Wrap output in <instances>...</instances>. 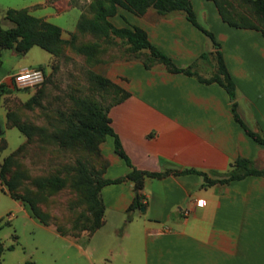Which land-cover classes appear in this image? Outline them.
<instances>
[{"label": "crops", "instance_id": "crops-1", "mask_svg": "<svg viewBox=\"0 0 264 264\" xmlns=\"http://www.w3.org/2000/svg\"><path fill=\"white\" fill-rule=\"evenodd\" d=\"M190 1L197 21L219 43L234 82L237 114L249 128L264 133V37L257 29L222 20L212 0ZM7 7H24L57 24L62 38L74 29L79 15L67 0L4 4L0 18ZM71 11V21L57 22ZM109 20L116 26L142 27L149 41L177 66L196 60L197 71V66L212 69L207 60L198 58L202 51L213 50L211 39L179 11L162 14L148 7L136 15L117 7ZM34 46L23 53L11 48L0 52V85L5 89L0 93V154L6 147L4 127L17 128L1 107L2 97L14 89L12 74L29 67L46 68L53 57ZM104 76L128 93L110 103L107 114L132 166L148 171H223L239 155L264 167V143L252 139L234 120L228 95L217 82L168 71L159 62L146 68L138 59L112 60L104 66ZM112 139L106 135L100 143L108 160L102 175L108 178L131 168L113 150ZM8 153L0 156V162ZM200 182L194 172L146 175L140 189L143 204L133 210L126 209L134 194L131 180L106 183L99 190L102 223L77 235L42 223L5 188L0 192L11 203L4 220L8 227L0 228V244L10 247L2 251L0 264H22L26 259L34 264H264V176L248 174L208 186ZM26 227L37 235L29 248L20 237Z\"/></svg>", "mask_w": 264, "mask_h": 264}, {"label": "trees", "instance_id": "trees-1", "mask_svg": "<svg viewBox=\"0 0 264 264\" xmlns=\"http://www.w3.org/2000/svg\"><path fill=\"white\" fill-rule=\"evenodd\" d=\"M212 1L222 20L233 26L257 29L264 37V0ZM117 7H121L136 15L143 14L148 7H152L156 12L162 14L171 11L181 12L187 20L205 33L212 41L213 50L202 51L198 55L199 59L209 62L212 67L210 74L208 76L200 75L195 68L196 60L183 67L175 65L168 55L149 41L146 31L142 27L131 23L124 26L114 25L109 20V17L116 14ZM87 8L91 14L90 16L84 13L79 14L75 24L76 31L89 30L96 37L104 40L118 37L120 41L126 44L125 48L134 53V55L126 59H138L146 68L159 62L168 71L194 75L201 82H217L225 89L228 95L234 120L252 139L259 143H264V133L260 130L249 128L237 114L234 101V82L224 64L219 43L215 40L212 32L197 21L190 0H90ZM3 17L9 19L12 24L7 27L0 25V52L3 48H11L16 53H23L30 46L37 45L48 51L52 56H56L62 51L64 45H73L75 30L70 33L69 39H63L60 26L30 14L24 7H7L4 9ZM121 17L127 21L123 15ZM97 45V42H91L83 47L78 46L76 48L89 57L93 53L92 48ZM142 52L146 55L145 58L136 57ZM102 80L112 86L113 91L118 93V95L110 100L106 106H101L96 101L84 96H73L71 98V109L63 119V124L54 127L51 132H46L42 128H37L35 125L19 119L10 120V123L16 126L26 136L27 140L33 135V131L37 130V135L40 139L49 138L53 144L62 147L77 145L81 149L92 152L99 161V167H96V165L88 166L82 160L76 159L73 164L64 166V176L58 173L39 175L33 179L36 190L33 192L34 195H30L29 190H27L29 192L27 193L25 188H21V175L17 171L14 162L17 154L25 146V142L20 143L14 150L3 157L0 165L8 172V175L4 176L2 174L0 181L6 184L9 194L19 199L23 204L26 203V208L31 215L42 223H51V217L47 210L41 209L38 201L60 190L66 183L76 192L77 198L83 206V211L77 213L71 219L68 227H63L56 221H53V223L60 233L76 235L82 229H87L88 232H91L102 223L104 206L99 190L102 185L109 182L120 181L124 178L131 180L134 194L126 209L133 210L143 204L141 202L142 194L140 189L143 178L146 175L161 176L169 171L174 173L194 172L200 175L201 186H208L213 183L225 184L232 179H240L248 174L264 176V167L258 168L253 165L250 158L239 155L230 161L228 167L223 171L210 170L206 172L190 168L148 171L132 166L122 149L117 134L110 125V118L107 114L108 105L123 98L128 93L106 76L102 77ZM3 91L5 89L0 85V93ZM1 133L2 128L0 126ZM106 135L112 136L113 150L123 158L127 165L131 166L130 170L124 175L113 178L102 175L108 160L101 153L100 143ZM9 247L10 245L4 246L0 244V255L5 248ZM22 264L34 263L32 259H26Z\"/></svg>", "mask_w": 264, "mask_h": 264}, {"label": "rangeland", "instance_id": "rangeland-1", "mask_svg": "<svg viewBox=\"0 0 264 264\" xmlns=\"http://www.w3.org/2000/svg\"><path fill=\"white\" fill-rule=\"evenodd\" d=\"M89 1L67 0L69 4L79 10V14L84 13L90 16L91 13L87 8ZM20 2L22 0H0V14L4 4H19ZM73 14L71 11L56 20L60 23H63V21L68 23L72 20L71 17H74ZM9 23L11 24L9 19L3 16L0 18L2 27L9 26ZM74 30L75 27L72 31ZM72 31L65 32L66 37L63 39H69ZM74 32L73 45H64L62 51L52 57L46 68L40 67L44 73L43 81L28 86L14 85L13 91L2 97L1 107L9 121L19 119L33 124L37 128H42L46 132H51L54 127L63 124V119L71 109V98L73 96H84L96 101L101 106H106L110 100L118 95L113 91L112 86L102 80L104 66L112 60L129 58L134 53L128 51L125 48L126 44L120 41L118 37L104 40L96 37L89 30H75ZM91 42H97L98 45L92 48L93 53L89 57L76 48L78 46L83 47ZM34 49L44 53L45 56L48 55L46 51L38 46H34ZM136 57L145 58L146 55L142 52ZM197 69L202 76H208L211 71L199 66H197ZM4 137L6 147L2 150L0 156L14 149L23 140V135L15 127H4ZM22 142H25V146L17 154L14 162L17 171L21 175L20 180L23 186L21 188H25L27 193H29L27 191L29 190L30 195H34L33 192L36 190L35 184H33L35 177L51 173L64 176V166L73 164L76 159L82 160L88 166L96 165V167H99V161L92 152L81 149L77 145L57 146L49 138L40 139L37 130L33 131V135L29 140L25 136ZM108 151L106 150V152ZM2 174L7 176L8 172L0 165L1 177ZM4 185L6 188V184ZM10 203V198L0 192V211L3 210L2 217H0V228L3 227L2 229L8 227L5 225L6 221L4 220ZM38 205L41 209L49 212L51 223L56 221L63 227H68L71 219L77 213L83 211V206L77 198L76 192L67 183L60 190L38 201ZM24 206L27 207L26 203H24ZM2 231L0 230V236ZM81 231H87V229H82L77 234ZM20 237L29 248L36 240L37 235L32 234L26 227Z\"/></svg>", "mask_w": 264, "mask_h": 264}, {"label": "built area", "instance_id": "built-area-1", "mask_svg": "<svg viewBox=\"0 0 264 264\" xmlns=\"http://www.w3.org/2000/svg\"><path fill=\"white\" fill-rule=\"evenodd\" d=\"M44 79L43 70L40 67H29L21 69L12 74V81L17 86H28L38 84ZM5 189V185L0 181V191Z\"/></svg>", "mask_w": 264, "mask_h": 264}]
</instances>
